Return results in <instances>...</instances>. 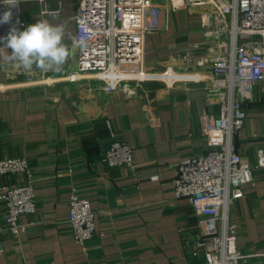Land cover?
Segmentation results:
<instances>
[{
	"label": "crops",
	"instance_id": "crops-1",
	"mask_svg": "<svg viewBox=\"0 0 264 264\" xmlns=\"http://www.w3.org/2000/svg\"><path fill=\"white\" fill-rule=\"evenodd\" d=\"M151 1L145 69H171L188 77L173 86L145 81L132 95L104 93L92 75L66 81L77 65L73 16L79 0L23 4L24 29L40 19L65 25L71 56L58 73L25 74L13 63H0V161L30 162L37 207L33 215L19 218L17 236L3 231L0 264H206L204 252L196 248L202 239L198 217L188 199L176 196L174 185L181 161L209 151L204 117L218 115V94L227 93L210 61L222 49L206 37L199 10H174L170 0ZM57 11L58 17L52 14ZM194 46L199 47L191 51L195 63L209 61L188 69L183 57ZM27 76L36 83L28 84ZM245 110V125L233 146L250 166L253 180L231 205L229 222L236 226L242 256L257 264L264 263V83L255 86ZM117 139L133 148L135 172L102 162ZM26 182L24 174L0 176V187ZM73 193L90 199L95 211V236L83 245L69 230ZM6 216L0 202L1 230Z\"/></svg>",
	"mask_w": 264,
	"mask_h": 264
},
{
	"label": "built area",
	"instance_id": "built-area-1",
	"mask_svg": "<svg viewBox=\"0 0 264 264\" xmlns=\"http://www.w3.org/2000/svg\"><path fill=\"white\" fill-rule=\"evenodd\" d=\"M19 0L9 6L0 0V17L11 11V21L0 24V38L6 37L12 27L24 30L23 4ZM174 10H199L203 30L214 39L222 52L211 59L212 73L227 89L218 94V115H206L202 134L209 145L206 154L184 159L178 166L174 192L186 198L198 217L202 239L196 248L205 254L206 264H248L237 246L236 226L229 222V209L233 202L244 196L242 187L253 180L252 170L234 151L233 139L243 129L247 118L245 104L251 102L255 86L264 83V0H170ZM151 0H79L75 22V39L84 40L85 46H75L76 69L67 74L66 81L77 83L92 75L100 89L107 94L124 91L132 95L138 86L149 80L163 81L169 86L187 74H175L171 69L151 73L145 69L144 45L147 33L146 17L153 7ZM57 12H52L55 15ZM262 39L256 40V37ZM0 63L8 66L6 57L10 48L0 43ZM183 60L190 65L202 66L209 59L195 63L191 51ZM175 75L172 81L157 76ZM194 81L200 78L192 76ZM42 80V79H41ZM40 80V82H41ZM28 84H35L27 76ZM211 95V91H210ZM102 162L108 168H126L136 171L133 148L126 142L115 140L105 152ZM26 175L27 182L0 187V202L7 216L3 231L19 234V218L36 212L34 174L26 159L0 161V176ZM69 230L78 244L83 245L95 236V211L91 200L73 193L69 200ZM264 264V263H257Z\"/></svg>",
	"mask_w": 264,
	"mask_h": 264
},
{
	"label": "clouds",
	"instance_id": "clouds-1",
	"mask_svg": "<svg viewBox=\"0 0 264 264\" xmlns=\"http://www.w3.org/2000/svg\"><path fill=\"white\" fill-rule=\"evenodd\" d=\"M3 3L15 7L19 0H3ZM55 16L58 17L59 13H55ZM11 17V11H5L0 17V24L10 22ZM64 37L63 23L53 25L47 19H40L23 31L12 27L6 37L0 38V43L12 50L6 58L25 74H32L36 70L58 73L71 56L70 46L64 42ZM85 43L82 39L73 38L75 46L84 47Z\"/></svg>",
	"mask_w": 264,
	"mask_h": 264
},
{
	"label": "rangeland",
	"instance_id": "rangeland-1",
	"mask_svg": "<svg viewBox=\"0 0 264 264\" xmlns=\"http://www.w3.org/2000/svg\"><path fill=\"white\" fill-rule=\"evenodd\" d=\"M257 38H261L262 39V37H260V36H258Z\"/></svg>",
	"mask_w": 264,
	"mask_h": 264
},
{
	"label": "water",
	"instance_id": "water-1",
	"mask_svg": "<svg viewBox=\"0 0 264 264\" xmlns=\"http://www.w3.org/2000/svg\"><path fill=\"white\" fill-rule=\"evenodd\" d=\"M0 246H1V243H0Z\"/></svg>",
	"mask_w": 264,
	"mask_h": 264
},
{
	"label": "bare ground",
	"instance_id": "bare-ground-1",
	"mask_svg": "<svg viewBox=\"0 0 264 264\" xmlns=\"http://www.w3.org/2000/svg\"><path fill=\"white\" fill-rule=\"evenodd\" d=\"M98 217V216H97Z\"/></svg>",
	"mask_w": 264,
	"mask_h": 264
}]
</instances>
